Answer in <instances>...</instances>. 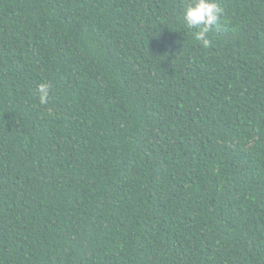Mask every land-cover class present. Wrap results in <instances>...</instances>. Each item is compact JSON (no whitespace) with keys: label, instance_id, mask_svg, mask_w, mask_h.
Returning <instances> with one entry per match:
<instances>
[{"label":"trees","instance_id":"obj_1","mask_svg":"<svg viewBox=\"0 0 264 264\" xmlns=\"http://www.w3.org/2000/svg\"><path fill=\"white\" fill-rule=\"evenodd\" d=\"M185 2L0 0V264H264V0Z\"/></svg>","mask_w":264,"mask_h":264},{"label":"clouds","instance_id":"obj_2","mask_svg":"<svg viewBox=\"0 0 264 264\" xmlns=\"http://www.w3.org/2000/svg\"><path fill=\"white\" fill-rule=\"evenodd\" d=\"M222 15V9L215 0H186L183 5V22L187 29L195 30L193 36L203 48L210 47L211 41L208 33L212 26L216 25ZM52 85L49 82H41L37 85L36 93L39 104L46 105L49 102Z\"/></svg>","mask_w":264,"mask_h":264}]
</instances>
